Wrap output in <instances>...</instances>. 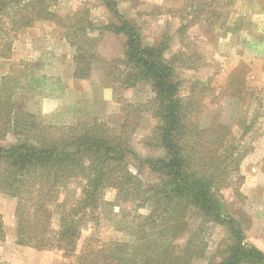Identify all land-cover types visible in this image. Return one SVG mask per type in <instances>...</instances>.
Instances as JSON below:
<instances>
[{
	"label": "trees",
	"instance_id": "obj_1",
	"mask_svg": "<svg viewBox=\"0 0 264 264\" xmlns=\"http://www.w3.org/2000/svg\"><path fill=\"white\" fill-rule=\"evenodd\" d=\"M233 1L202 0L200 4L189 0L187 7L197 17L187 24L204 20L202 16L210 10L206 23L214 27L217 22L213 20L221 19L217 10ZM105 4L120 24L103 29H114L127 38L123 62L131 71L126 74L125 86L142 82L154 94V117L159 121L156 133L163 157L138 158L129 138L96 120L70 126L46 124L18 106L15 101L18 83L10 87L2 84L0 193L17 200L15 243L38 251L62 250L71 264H191L194 257L205 256L204 234L208 226L219 224L227 227L236 243L228 248L227 255L208 264H264V251L244 243L242 228L225 215L220 201L222 190L242 178L240 165L246 153L240 141L250 133L256 117L239 140H228L224 124L214 123L205 130L196 128L192 123L193 111L179 97L180 83L172 63L164 57L163 48L144 44L136 27L122 17L114 0H105ZM215 5L217 9L213 8ZM53 18L57 15L47 0H0V58L11 56L21 31ZM76 20L84 19L79 16ZM226 24L223 21L220 25L229 33L236 31L225 27ZM84 26L83 22L74 23L67 34L85 35ZM89 28L88 32L95 29L92 22ZM93 41L86 43L93 46ZM97 59L98 53L92 48L77 47L73 77L90 79ZM25 77L32 91L44 90L43 78L30 79L29 74ZM129 122L127 118L122 132L130 128ZM10 135L14 141L4 143ZM131 159L136 160V172L130 168ZM145 168L158 174L159 181L144 178ZM74 182L82 184L81 194L75 200L69 188ZM108 189L116 192L113 202L105 200ZM122 203H132L133 213L147 206L151 208L148 216L138 220L134 241L91 239L78 252L82 229L87 224H100L101 214L109 208L121 207ZM55 216L59 223L57 230L53 228ZM193 216L199 218L200 224L191 231L189 219ZM6 237L0 213V242H5Z\"/></svg>",
	"mask_w": 264,
	"mask_h": 264
},
{
	"label": "rangeland",
	"instance_id": "obj_2",
	"mask_svg": "<svg viewBox=\"0 0 264 264\" xmlns=\"http://www.w3.org/2000/svg\"><path fill=\"white\" fill-rule=\"evenodd\" d=\"M47 1L57 18L34 23L19 33L11 56L0 58V88L5 83L9 87L18 83L19 88L15 90L18 106L46 124L70 126L96 120L129 138L138 158L163 157L157 140L159 121L154 117V94L142 82L125 86L126 74L131 71L123 62L127 38L114 29H103L120 24L107 9L105 0ZM114 1L122 17L136 27L144 44L163 48L164 57L172 63L180 83L179 97L193 111L192 123L196 128L205 130L214 123L224 124L228 128V140H239L256 117L250 133L240 141L246 153L240 165L242 178L222 190L220 201L225 215L235 219L242 228L244 243L264 251V0H234L228 7H220L217 15L221 19L213 20L217 22L214 27L206 23L210 10L205 11L201 18L204 20L191 26L187 24L197 17L187 7L189 0ZM197 2L201 4L202 0ZM213 8L217 9L218 5ZM79 16L84 20H76ZM223 21L227 23L225 27L236 31L227 32L220 25ZM80 22L85 24V35L67 34L68 27L71 30L72 24ZM90 22L95 29L88 32ZM184 25H188L186 29ZM92 39L93 46H89L86 40ZM79 46L90 47L98 53L92 72V77L94 74L97 79L91 82V87L99 85V81L108 88L112 94L108 103L92 100L88 87L85 91L81 84L70 83ZM26 74L30 79L43 78L44 90L32 91L27 86ZM5 77L8 80H2ZM54 78L62 80L61 86L51 84ZM67 111L70 114L76 111L81 116L71 118L64 115ZM127 118L130 128L122 132ZM13 141L10 135L4 143ZM131 164V170L136 172V160L131 159ZM142 176L159 181L158 174L147 168ZM69 188L73 200L80 196L81 183L74 182ZM104 196L106 201L113 202L116 192L108 189ZM16 207L15 198L0 193V213L7 233L5 242H0V264H71L62 250L38 251L15 243ZM133 207L132 203H122L121 207L109 208L101 214L100 224H87L77 244L78 252L91 239L133 242L138 220L151 211L147 206L133 213ZM189 223L190 230L194 231L200 220L193 216ZM58 225L55 216L53 228L57 230ZM204 242L207 244L205 256L194 257L191 264L217 262L236 243L227 227L219 224L208 226Z\"/></svg>",
	"mask_w": 264,
	"mask_h": 264
},
{
	"label": "crops",
	"instance_id": "obj_3",
	"mask_svg": "<svg viewBox=\"0 0 264 264\" xmlns=\"http://www.w3.org/2000/svg\"><path fill=\"white\" fill-rule=\"evenodd\" d=\"M155 2L158 4V1H155ZM72 79L73 80L70 82L71 84H76V83L81 84V87L85 91H87V87H88V89H90V92H91V95H92V100L95 99L98 102L106 101V103H108V101L111 100V98H112L111 91L108 88L102 86V84L99 81H97V84H99V85H95L94 84V87L93 88L91 87L92 86L91 82L93 80L97 79L96 75L93 74V77H91L89 80H78V79H75L73 76H72ZM52 81L56 82V84H54V85L61 86V84H62V80L59 79V78H54V79L51 80V82ZM92 102L93 101H91V103ZM56 112H62V111H56ZM63 113H64V115H71V118H76V119H78L81 116L76 111L75 112H71V114H70L69 111L63 112ZM59 114L61 115L62 113H59ZM62 116H63V114H62Z\"/></svg>",
	"mask_w": 264,
	"mask_h": 264
}]
</instances>
